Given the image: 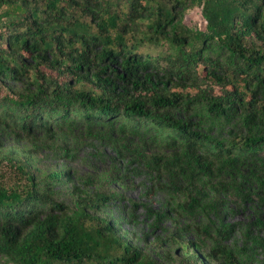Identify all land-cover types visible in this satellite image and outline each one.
<instances>
[{
  "label": "trees",
  "instance_id": "16d2710c",
  "mask_svg": "<svg viewBox=\"0 0 264 264\" xmlns=\"http://www.w3.org/2000/svg\"><path fill=\"white\" fill-rule=\"evenodd\" d=\"M196 6L205 30L184 22ZM234 115L243 132L226 134ZM76 125L118 126L123 139L153 130L161 151L137 165L176 190L182 213L212 220L192 227L199 239L172 238L175 264H244L225 215L256 196L248 180L264 183V0H0V135L53 141ZM119 136L97 138L122 156ZM16 168L0 182V264H158L99 215L114 196L72 185L68 168L44 188ZM63 185L70 206L53 195ZM252 234L246 246L264 242V225Z\"/></svg>",
  "mask_w": 264,
  "mask_h": 264
},
{
  "label": "rangeland",
  "instance_id": "374dc122",
  "mask_svg": "<svg viewBox=\"0 0 264 264\" xmlns=\"http://www.w3.org/2000/svg\"><path fill=\"white\" fill-rule=\"evenodd\" d=\"M184 22L191 28L205 30L202 7L187 10ZM210 105L209 99L200 96L191 107L202 116ZM244 119L245 115L232 116L226 134L243 132ZM197 122L204 125L201 120ZM210 134L216 138L220 133L212 131ZM226 134L222 136L226 137ZM106 135L117 138L120 135L119 127L90 130L76 125L57 133L53 141L40 133L30 138L17 137L14 132L1 128L0 182L15 180L18 164L29 169L38 186L44 188L45 184L51 182L50 175L63 173L68 168L73 175L72 185L81 186L88 192L99 188L114 196L99 215L119 228L123 238L158 264H175L174 259L180 255V249L172 238L182 235L186 240L199 239L192 227L200 222L209 224L212 220L182 213L178 208L181 201L176 190L155 185L156 175L137 165L140 152L150 155L161 151L162 142L153 139V130L147 135H140V138L123 139V136H119L128 149L122 156L97 138ZM262 135L260 130L255 131V136ZM248 170L247 165H242L238 169L239 176L247 178ZM248 181L249 186L247 184L246 187H250L249 191L256 193V196L248 203H231L227 206L229 214L225 215V221L232 227L227 245L244 264H264V242L255 247L245 245L253 235L254 224L260 222L264 225V183ZM70 191V185L53 187L56 200L69 206L72 205Z\"/></svg>",
  "mask_w": 264,
  "mask_h": 264
}]
</instances>
